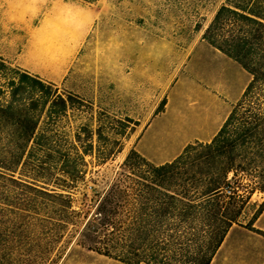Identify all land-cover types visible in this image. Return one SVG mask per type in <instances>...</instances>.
Masks as SVG:
<instances>
[{"label": "rangeland", "instance_id": "1", "mask_svg": "<svg viewBox=\"0 0 264 264\" xmlns=\"http://www.w3.org/2000/svg\"><path fill=\"white\" fill-rule=\"evenodd\" d=\"M223 2L0 0V106L33 97L32 101L40 102L37 104L40 113L48 92L64 98V105L45 107V122L40 134L55 137L61 146L62 157L50 155L44 158L43 176L39 179L51 184L59 180L81 182L87 173L88 186L75 196L74 201L75 208L83 212L80 231L85 229L99 204L94 202L91 188L102 193L106 191L130 153L133 150L139 152L137 144L143 131L166 108L172 86L178 78L180 81L185 78L186 65L193 71L198 70L207 82L217 85L223 93L231 91L233 83L238 89L242 85L245 76L242 79L231 64L224 63L213 50L200 45H209L204 36ZM42 26L49 30L43 39L37 36L44 49L34 53L33 64L50 71H65L71 64L68 82H50L24 68L19 55L7 57L2 54L3 49L13 47L19 54L24 47L31 49L33 42L29 41ZM53 28L60 33L53 32ZM73 41H76L77 49L69 59L53 64V56L60 58L65 45ZM21 73L39 77L44 83L43 92L31 89L28 84L21 85ZM93 86L97 88L95 97L89 99L77 94ZM181 88L182 84L172 91L178 102L173 103L165 115L155 119L154 129L156 125L162 128L158 133L160 137L170 136L166 126L180 127L187 118L201 125L208 123L211 110L205 106L200 94L182 93ZM180 96L182 100L179 101ZM28 106L32 108V105ZM9 114L1 113L0 118ZM183 130L188 135L198 131ZM197 143L201 142L192 145ZM161 146L168 148L166 144ZM263 156L259 149L254 152L255 161ZM258 165L251 170H239L236 176L230 174L225 195L232 197L229 214L237 222L252 217L248 215L242 219L240 212L255 192L264 193V172ZM127 185L130 190L124 210L126 258L133 261L143 258L151 264L207 263L213 248V244H208L206 232L209 230L204 232L190 219L185 222L175 219L174 232L171 218L164 223L160 219L161 225L150 224L147 209L152 205L135 195L133 181L128 180ZM3 198L22 199L8 193H3ZM30 206L35 208L30 213L1 211L0 264H104L82 261L83 251H76L90 250L80 241L94 244L95 232L87 227L82 235L77 233L80 227L71 228L60 243L56 242L57 238L51 232L55 230L47 224V218L57 217L56 210L62 205L35 200ZM38 222L49 228L34 227ZM154 225H158L159 233H151ZM99 227L97 225L96 229ZM99 236H103L102 233Z\"/></svg>", "mask_w": 264, "mask_h": 264}, {"label": "trees", "instance_id": "2", "mask_svg": "<svg viewBox=\"0 0 264 264\" xmlns=\"http://www.w3.org/2000/svg\"><path fill=\"white\" fill-rule=\"evenodd\" d=\"M204 39L238 61L252 76L242 101L211 143L190 145L174 162L161 166L133 150L106 191L102 193L91 188L94 202L99 204L85 229L80 231L83 212L75 208L74 201L88 186L87 173L83 174L81 182L59 180L51 184L39 179L43 176L44 158L62 157L55 137L40 134L45 122V107L64 105V98L48 92L40 113L37 111L40 102L32 101L33 97L10 102L0 106V114L11 113L0 118V214L1 211L30 213L34 208L30 205L35 200L60 204L57 217L47 218V224L55 230L51 232L57 243L71 228L80 227L77 233L82 235L87 227L95 232V240L92 245L80 241L84 247L124 263L151 264L143 258L133 261L124 256V210L130 190L127 184L131 180L136 187L135 195L152 205L147 209L150 224L161 225L160 219L164 223L167 218L174 217L181 222L193 220L204 232L209 230L206 232L208 244H213V248L206 264H210L227 231L237 224L229 214L232 197L225 195L230 174L236 176L239 170H251L257 163L264 172V156L259 158L260 162L254 157L257 149L264 154V0H224ZM19 80L21 85L28 84L31 89L43 92L44 83L39 77L21 73ZM3 193L22 199H4ZM97 225L100 227L96 229ZM158 225L152 226L151 233H159ZM34 227L49 228L39 222ZM101 233L103 236H99Z\"/></svg>", "mask_w": 264, "mask_h": 264}, {"label": "crops", "instance_id": "3", "mask_svg": "<svg viewBox=\"0 0 264 264\" xmlns=\"http://www.w3.org/2000/svg\"><path fill=\"white\" fill-rule=\"evenodd\" d=\"M48 30L47 26H42L37 31L35 36L29 41L33 42L31 49L27 50V48L24 47L20 50L19 54V50L13 47L12 49H3L2 54L7 57H15L16 55H19V62L24 68L34 74L46 77L50 82H68V76L71 73L70 69H72L71 64L65 71H60L59 69L50 71L47 68L42 69L33 64L32 56H34V53L36 51L41 53L44 49L43 44L38 39H43ZM52 30L53 32L57 30L58 33H60V31L56 28H53ZM38 35L41 38L37 39ZM200 45L213 50L217 56L224 59V63L231 64L236 71L240 73L242 79L244 76L245 79H243L242 85L239 89L238 85L235 86L233 83L231 91H224L223 93L217 85H212L207 82L198 70L193 71L190 67H188V65H186L184 80L180 81L179 78L176 80L169 92V100L166 108L162 113L156 115L151 120L143 131V134L137 144V150L139 153L155 165L161 166L174 162L193 143H211L223 129L235 107L242 101L245 92L252 81L251 74L238 61L229 57L219 49L214 48L210 44L201 43ZM76 49V41L65 45L64 53L61 57L59 58L58 56H53L51 62L55 64L57 61L64 58L68 60L71 53H73ZM6 52H10L11 54H5ZM180 84H182V93L183 91L187 94L196 92L200 94L201 98H203L201 100H203L206 104L205 106L211 110L208 123L201 125L199 123H194L191 118H187V120H185L180 127L166 126L170 132V136L167 138H164L163 136L160 137V135L158 136V133L162 128L156 125V129H154L156 124L155 119L165 115L171 109L172 104L178 102L175 100L174 95H172V91ZM96 92L97 88L93 86L92 89H84L79 91L77 94L83 98L90 99V96L95 97ZM178 100H182L181 96ZM181 115L184 116V113ZM185 128L196 129L198 131L195 133L191 132L192 134L188 135L184 133L183 129ZM163 144L168 145V148H163L161 146ZM248 215H252V217H250L247 221H238L237 224H234L227 231L222 244L212 256L210 264H264V193H259L258 191L255 192L243 206L240 212V217L245 219ZM171 220L172 232H174L173 223L175 218L172 217ZM76 251H83L82 254H84V256L82 257V261L91 260L93 262L98 261L104 264H128L100 255L94 251L84 249ZM73 252L74 251L68 255L66 262ZM80 264L86 263L84 262ZM140 264L148 263L142 262Z\"/></svg>", "mask_w": 264, "mask_h": 264}]
</instances>
